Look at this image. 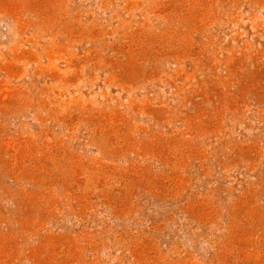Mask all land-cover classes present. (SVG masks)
Listing matches in <instances>:
<instances>
[{"label": "rangeland", "instance_id": "obj_1", "mask_svg": "<svg viewBox=\"0 0 264 264\" xmlns=\"http://www.w3.org/2000/svg\"><path fill=\"white\" fill-rule=\"evenodd\" d=\"M0 264H264V0H0Z\"/></svg>", "mask_w": 264, "mask_h": 264}]
</instances>
